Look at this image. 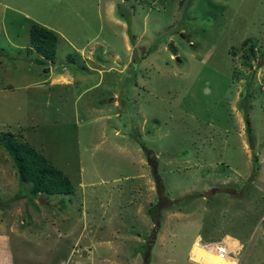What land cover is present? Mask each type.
<instances>
[{
	"label": "rangeland",
	"instance_id": "obj_1",
	"mask_svg": "<svg viewBox=\"0 0 264 264\" xmlns=\"http://www.w3.org/2000/svg\"><path fill=\"white\" fill-rule=\"evenodd\" d=\"M1 131L74 185L30 195L0 147L12 264H264V0H0Z\"/></svg>",
	"mask_w": 264,
	"mask_h": 264
},
{
	"label": "trees",
	"instance_id": "obj_2",
	"mask_svg": "<svg viewBox=\"0 0 264 264\" xmlns=\"http://www.w3.org/2000/svg\"><path fill=\"white\" fill-rule=\"evenodd\" d=\"M29 35L30 45L27 46V50L35 51L39 56L34 58L33 61L37 64H44L46 61L53 62L58 35L53 30L40 24H32L29 29ZM250 50H253V45L250 46ZM44 71L47 72V68H44ZM246 124L247 131H250L248 119H246ZM0 147L11 157L17 168L19 180L31 183L30 195L73 193L74 185L68 176L26 140L17 138L15 133L1 131ZM144 152L152 172L156 173L155 161L153 162L154 157L149 155L148 149L145 147ZM252 157L253 165L255 166L252 175L255 176L259 170V158L257 155H253ZM205 240L209 241L208 238H205Z\"/></svg>",
	"mask_w": 264,
	"mask_h": 264
},
{
	"label": "built area",
	"instance_id": "obj_3",
	"mask_svg": "<svg viewBox=\"0 0 264 264\" xmlns=\"http://www.w3.org/2000/svg\"><path fill=\"white\" fill-rule=\"evenodd\" d=\"M207 242H209V243H204L203 244L202 242H200L201 248L213 250V251H215L216 253H219V254H227L228 253L227 252V249H228L227 248V244L224 241H213V240H211V241H207ZM194 243H196L199 246L198 242L195 241ZM191 254H192V250L190 252V258H191ZM191 260L194 261L197 264H202V263H198L197 261L193 260L192 258H191Z\"/></svg>",
	"mask_w": 264,
	"mask_h": 264
},
{
	"label": "crops",
	"instance_id": "obj_4",
	"mask_svg": "<svg viewBox=\"0 0 264 264\" xmlns=\"http://www.w3.org/2000/svg\"><path fill=\"white\" fill-rule=\"evenodd\" d=\"M12 229L14 231V226L12 227ZM10 231L11 230L9 229L8 232ZM3 233L4 232H0V264H12V262H9V253L7 252V243L9 242V235H2Z\"/></svg>",
	"mask_w": 264,
	"mask_h": 264
}]
</instances>
